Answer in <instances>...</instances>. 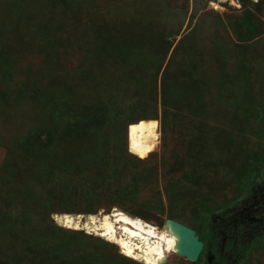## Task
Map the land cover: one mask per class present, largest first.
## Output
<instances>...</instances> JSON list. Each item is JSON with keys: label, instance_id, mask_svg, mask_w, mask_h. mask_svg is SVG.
<instances>
[{"label": "trees", "instance_id": "16d2710c", "mask_svg": "<svg viewBox=\"0 0 264 264\" xmlns=\"http://www.w3.org/2000/svg\"><path fill=\"white\" fill-rule=\"evenodd\" d=\"M159 1L162 9L157 15L128 12L118 17L120 22L112 19L110 11L102 14L96 9L93 15L98 16L100 28L91 26L89 30L85 26L86 32L91 31L92 40L87 48L86 44H80V48L86 57L90 56L94 75L101 71L103 62L112 59L116 69L120 67L103 78L104 96L91 123L96 126L106 118L118 122L114 105L118 101L125 106H134L135 102L146 107L149 104L147 108L154 103L151 112L144 110L142 117L128 125L159 121L163 153L160 163L150 154L132 155L122 142L116 149L115 140L106 135L99 140L86 138L81 120L76 119L80 136L70 141L67 161L53 165L55 174L39 177L47 162V154L42 155L40 150L51 145L53 137L47 135L40 143L38 139L43 136L32 134L31 142H25V153L38 161H24L23 170L10 176V186L3 192L5 214L0 233L4 241L0 240V264H139L122 256L112 243L81 230L58 227L51 218L53 214L96 215L100 210L109 214L122 201L161 211L164 198L168 207L165 220L189 226L207 247L211 242L212 216L232 208L260 178L264 170V0H240L241 16L208 18L209 14L202 12L184 35L181 29L189 0H182L180 7L165 0H121L119 8L137 9L153 4L158 7ZM168 15L177 24L170 30L160 22ZM74 17L77 19L79 14ZM134 32H143L141 41L134 40ZM178 36L181 37L177 41ZM33 85L31 78L25 85L29 86V93L36 89V85L31 89ZM40 110L48 115L44 107L32 114L36 116ZM182 114L199 126L195 129L199 134L194 139L191 136L187 155L168 154L167 130ZM59 117L70 129V120ZM224 121L235 130H229L234 135L228 134L226 142L230 151L222 150L220 159L206 164V149L217 138L214 131H220L216 126L210 127L212 131L206 127ZM255 121L263 125L257 135L258 147L251 145ZM104 137L106 142L102 141ZM97 140L99 146L94 143ZM100 143L107 145L106 150ZM160 180L164 183L162 189L157 187ZM219 185L229 186L233 196L215 205L210 193ZM164 221H160L161 228ZM194 223L198 226H190ZM240 249L242 260L238 264H251V257L257 253L264 259V236ZM203 255L202 252L192 263L206 264ZM254 264L264 261L259 259Z\"/></svg>", "mask_w": 264, "mask_h": 264}, {"label": "rangeland", "instance_id": "374dc122", "mask_svg": "<svg viewBox=\"0 0 264 264\" xmlns=\"http://www.w3.org/2000/svg\"><path fill=\"white\" fill-rule=\"evenodd\" d=\"M120 2L121 0H0V232L5 214L3 192L10 186V176L14 172H16L14 175H18L19 170H23L24 161L28 163L38 161L31 160L33 157L25 153V142L27 140L30 143L31 135L34 133H40L43 136L42 139H38L40 143H44L43 140L48 138L47 135L52 134L51 136L53 137V143L40 150L42 155L47 154L44 157L47 162H44V168L41 173L39 172V177H43L45 174L48 175L51 172L55 174L53 165L61 161H67L66 157H68L69 149H71L70 141L73 138L78 139L80 136L76 132V128H78V125L75 124L76 119L81 120L82 132L83 134L87 133L86 138L91 136L90 138L99 140L100 137L106 135L108 138L115 140L116 149L121 147V142L122 144L124 143V146L128 142V152L132 155L144 157L150 154L156 156L157 162L160 163L163 153L159 121H139L128 125L131 121H136L142 117L144 110L147 109L148 112H151L155 108L154 103L149 108H147L149 104L146 107L137 102H135L134 106L126 105V107L118 99V103H114L117 109L116 112L119 114L118 122L109 121L110 118H106L100 124L94 126L90 121L93 119L95 111L97 112L100 101L104 96L103 89H105L106 83L103 82V78L109 76L107 73H112L113 70L117 71L120 68L116 69L117 66L113 64L112 59V62H103L101 71L94 75V69L91 67L92 62L89 60L90 56L86 57L81 51L80 44H83V47L86 44L87 48V43L92 40L91 31L86 32L85 29L91 30V26L96 29L100 28L97 24L98 16L93 15L96 13V9L101 10L102 14L110 11L114 15L112 19H116L117 22H120L118 17L126 16L128 12L132 14L142 11L157 15L159 10L162 9L160 8V1L158 7L153 4L149 7L142 6L137 9H130L126 6L121 9L119 8L122 5ZM165 2L180 7L182 0H165ZM188 3L187 15L181 29L183 35L188 32L190 24L194 25L196 23L202 12L208 13V18H211L210 16H241L243 13L242 4L240 10L225 7L223 10L214 11L209 7V2H206V0H189ZM162 6L166 7L165 5ZM167 8H165V12L168 11ZM197 8H200L198 9L199 11L194 12ZM169 12L172 14L171 10ZM76 14H79L77 19L74 17ZM172 18V15L164 17L160 21L161 25L166 27L167 30H170L174 24L177 26L176 22L172 21ZM109 21L111 22V17ZM142 34L143 32H136V34L134 32V40L141 41L140 35ZM180 37L178 36L176 40L178 41ZM5 65L8 69H6ZM31 78L34 82L31 89L36 85L33 93H29V86L25 88ZM161 80L160 73L157 79L158 93ZM43 107L49 111L48 115H43L42 110L35 113L36 116L32 114L37 108ZM59 116L64 119L68 118L70 120L68 123L73 127L71 126L72 128L67 129L68 125L61 123ZM146 125H156L158 127V142L149 147L136 148L131 144V137L136 129ZM214 126L220 131H214V133H217V138L214 141H210L208 149H206V154H204V163L206 164L209 162L214 163L220 159L222 150L230 151L229 146L226 145L229 139L228 134L233 136L234 134L231 132L235 133L234 128L225 121L218 124L211 123L206 129L212 131L211 128ZM198 127L189 119L187 114H182L178 119H175L169 130H167V153L187 155L192 137L194 139L199 134V130H195ZM262 128L263 125L259 121H255L254 125H252L251 145L259 146L257 135L260 134ZM257 139L258 142L255 141ZM98 140L97 142L94 141V143L99 146ZM102 141L106 142L105 137ZM103 145L100 143V147ZM106 146H103L102 149L106 150ZM35 154H38V152H35ZM227 157L228 155L225 156V158ZM170 162L169 160L168 164ZM35 163L37 164L38 162ZM56 170L58 173L59 169L57 168ZM163 185L164 183L160 180L157 187L162 189ZM220 187L227 189L221 190ZM35 192L37 191L35 190ZM210 196L215 199V205H217L223 201L231 200L233 191L229 186L219 185L210 193ZM147 197L149 198V196ZM162 203L163 209L161 211H152L139 203L130 204L125 201H122L119 208L115 206L112 210L116 209L162 229L163 227L159 226L160 221H164L168 213L164 198ZM61 208L66 209L69 207ZM103 211L100 210L97 214L108 215ZM131 212L135 216L130 214ZM58 215L64 214H53L51 216L52 221L56 226L63 227L57 224L55 220V216ZM80 216L81 218L87 217V215ZM145 216L148 219H145ZM82 221L85 222L84 219ZM191 225L198 226L196 223ZM81 231L88 234L83 229ZM89 234L99 237L97 233ZM99 238L104 240L101 237ZM0 240L4 241L2 233H0ZM115 247L124 256L119 247L117 245ZM128 259L143 264L130 257ZM259 259L264 261L259 253L254 254L251 257V264L256 263ZM164 264L193 263L176 254H167Z\"/></svg>", "mask_w": 264, "mask_h": 264}, {"label": "bare ground", "instance_id": "6f19581e", "mask_svg": "<svg viewBox=\"0 0 264 264\" xmlns=\"http://www.w3.org/2000/svg\"><path fill=\"white\" fill-rule=\"evenodd\" d=\"M157 142L156 125L140 127L131 137V144L136 148L149 147ZM103 215H89L90 219L86 222L82 221L80 215L67 214L55 216V220L57 224L68 229H83L88 234L97 233L107 242L117 245L125 257L143 264H161L167 254L177 253L178 239L167 226L159 229L116 209L111 214Z\"/></svg>", "mask_w": 264, "mask_h": 264}, {"label": "flooded vegetation", "instance_id": "af4514ba", "mask_svg": "<svg viewBox=\"0 0 264 264\" xmlns=\"http://www.w3.org/2000/svg\"><path fill=\"white\" fill-rule=\"evenodd\" d=\"M211 231V242L201 251L206 264H238L240 248L264 236V170L246 196L212 216Z\"/></svg>", "mask_w": 264, "mask_h": 264}, {"label": "water", "instance_id": "95a60500", "mask_svg": "<svg viewBox=\"0 0 264 264\" xmlns=\"http://www.w3.org/2000/svg\"><path fill=\"white\" fill-rule=\"evenodd\" d=\"M90 216L82 219L86 222V220L90 219ZM166 226L174 232L178 239L176 254L188 261L196 262L203 249V242L198 239L195 231L192 228L171 219L165 220L163 228ZM161 264H164V261H162Z\"/></svg>", "mask_w": 264, "mask_h": 264}, {"label": "built area", "instance_id": "2783aa9c", "mask_svg": "<svg viewBox=\"0 0 264 264\" xmlns=\"http://www.w3.org/2000/svg\"><path fill=\"white\" fill-rule=\"evenodd\" d=\"M251 2L257 3L258 0H249ZM209 7L214 11L223 10L225 7H230L233 9H241V1L240 0H210Z\"/></svg>", "mask_w": 264, "mask_h": 264}]
</instances>
